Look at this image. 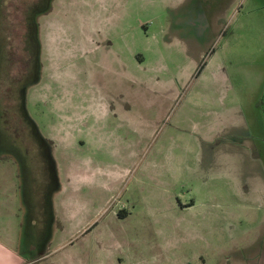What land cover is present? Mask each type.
<instances>
[{
	"label": "rangeland",
	"instance_id": "obj_1",
	"mask_svg": "<svg viewBox=\"0 0 264 264\" xmlns=\"http://www.w3.org/2000/svg\"><path fill=\"white\" fill-rule=\"evenodd\" d=\"M3 170L27 264H264V0H0Z\"/></svg>",
	"mask_w": 264,
	"mask_h": 264
},
{
	"label": "crops",
	"instance_id": "obj_2",
	"mask_svg": "<svg viewBox=\"0 0 264 264\" xmlns=\"http://www.w3.org/2000/svg\"><path fill=\"white\" fill-rule=\"evenodd\" d=\"M1 158L5 157L2 156ZM4 179L5 171L3 170L0 172V204L2 202L5 204L8 214L4 216V212L0 213V264H27L28 261H42L49 256V253H44V251L54 237L51 232L52 229L50 228L49 232L46 229L44 235L41 226L43 223L42 215L41 219H39L40 216L38 215L37 217L35 208L32 209L34 213L30 219V224H27L28 217L25 209L26 204L24 203V201L26 202V197L24 198L23 205H21L20 197L12 196L10 186ZM12 197L14 198V203H12ZM15 198L19 201H16ZM11 204L14 205L13 213L10 210ZM12 218L14 227H6L4 221L7 220L11 225ZM26 225L28 228H26ZM67 243L68 241H63L62 246H65ZM33 251L36 252L35 256L30 254Z\"/></svg>",
	"mask_w": 264,
	"mask_h": 264
},
{
	"label": "flooded vegetation",
	"instance_id": "obj_3",
	"mask_svg": "<svg viewBox=\"0 0 264 264\" xmlns=\"http://www.w3.org/2000/svg\"><path fill=\"white\" fill-rule=\"evenodd\" d=\"M36 26V25H35ZM9 61L11 63H13V65L16 63V61L19 60L20 62V70L18 72V76L15 75V77H19V80L25 81V85H23V94H24V98H23V103L21 105V111L23 113V117L27 120L28 124L30 126L33 127V129H35L36 134L39 135V138L41 141H45V139L41 136V134L38 131V125L37 123L34 121V119L29 115L27 108H26V99H25V95L27 92V87L28 84H30L31 82L37 81L39 79V48L38 46L36 47V54H31V57L28 59V61L26 62V59H22L20 54H17L15 52V50H9ZM35 65L33 67V70L35 71L34 73V77L33 78H27V73H28V69H31V67L29 68L30 64ZM35 63V64H34ZM24 66V67H23ZM18 79V78H16ZM50 156V155H49Z\"/></svg>",
	"mask_w": 264,
	"mask_h": 264
}]
</instances>
